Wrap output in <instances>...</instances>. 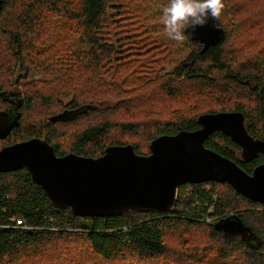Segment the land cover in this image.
<instances>
[{"label": "trees", "instance_id": "1", "mask_svg": "<svg viewBox=\"0 0 264 264\" xmlns=\"http://www.w3.org/2000/svg\"><path fill=\"white\" fill-rule=\"evenodd\" d=\"M221 2L223 7L215 22L227 34L202 54V44L187 39L192 51L186 65L153 82L157 84L153 89H162L171 97L179 86H199L214 97V91L240 87L243 91L236 92L239 100L217 111L154 117L152 112L163 94L149 96L146 91L150 82L133 78L138 74L133 73L134 64H120L122 44L105 39L112 17L108 13H118L121 0H0V79L5 78L6 69L11 74L17 67L26 74L30 66L39 64L51 74L48 80L43 77L23 85V92L0 82V95L12 94L6 100L0 96V113L19 114L18 127L0 140V148L37 138L49 144L57 157L75 154L98 158L107 147L126 145L138 155H148L152 140L193 132L199 128L200 115L217 113L243 114L248 134L264 141V0ZM258 5L262 6L260 10ZM246 6L249 13L240 24L239 12ZM247 32L257 34L261 49L232 58L233 49L226 46L229 34L237 39L238 33ZM53 33L56 40L47 42L55 39L50 37ZM66 43L73 47L69 60L64 54L68 51L56 47ZM46 44L51 46L49 51L36 52ZM113 64L117 65L108 74L104 66ZM126 71L130 74H123ZM105 76H111L113 84H106ZM61 97L69 101L63 105ZM1 106L7 107L3 110ZM58 111L70 113L69 118L48 123L49 118L59 115L53 116ZM204 146L247 174L264 165V154L248 163L241 161L239 147L221 133L210 136ZM231 216L246 228L243 237L227 236L214 229L215 222ZM207 229L208 237L219 244L215 254L221 261L234 254L242 261L264 263V205L225 183L179 187L170 213L129 212L114 218H81L68 209L53 208L25 169L0 174V264H125L129 258L141 262L166 256L167 239ZM62 246L70 247L61 253Z\"/></svg>", "mask_w": 264, "mask_h": 264}, {"label": "water", "instance_id": "2", "mask_svg": "<svg viewBox=\"0 0 264 264\" xmlns=\"http://www.w3.org/2000/svg\"><path fill=\"white\" fill-rule=\"evenodd\" d=\"M200 53L218 44L222 31L214 25L197 27ZM194 39V38H193ZM11 93H1L4 100ZM6 97V98H5ZM70 113L49 118L48 123L66 121ZM199 128L160 136L149 144L148 155H138L131 145L110 146L98 158L75 154L57 157L41 139H30L0 148V174L25 169L57 210L68 209L74 217L114 218L129 212L170 213L179 187L208 182L225 183L245 198L264 205V165L251 174L204 144L214 133L228 137L248 163L264 154V141L253 139L241 113L200 115ZM19 125V114L0 113V140ZM214 229L227 236H244L247 230L235 217H227Z\"/></svg>", "mask_w": 264, "mask_h": 264}, {"label": "rangeland", "instance_id": "3", "mask_svg": "<svg viewBox=\"0 0 264 264\" xmlns=\"http://www.w3.org/2000/svg\"><path fill=\"white\" fill-rule=\"evenodd\" d=\"M167 3L168 0H121V3H119L121 9L118 13L113 14L112 10L108 13L109 17H112L109 19L111 21L108 25L107 35H105L106 40L115 44L118 42V45L122 44V46H119L122 55L120 64L130 62L134 64L133 73L138 74L133 76V78L136 81H140L138 79H147L150 82L146 93L149 96L163 94L162 98H159L157 101L156 108L153 110L152 114L156 117L157 115L170 113V116L179 117L181 114H184L185 111L190 112L191 115H195L207 111H217L223 106L233 105L239 100V95L236 92L243 91L240 87H235L234 91L232 87H227V89L222 88L223 92H219V90L214 91V97L211 96L213 95L211 93H204L203 91L205 90H199V86L192 88L185 85L179 86V90L176 91L175 94L173 93L171 97L165 94V91L162 89H153V84L157 85L153 82L156 80L160 81L165 75L173 72L177 66L186 65V57L192 51V47L187 39L194 38V40H196V32L198 31L197 27L194 32L190 27L185 30V34L191 33V35L184 41L177 42L170 40L160 21L162 9ZM257 7L259 10L262 8V6L259 5ZM247 10L248 6L240 10V15L238 16H241L239 20L240 24H243V19H245L246 14L249 13ZM113 12L116 11L114 10ZM231 23L234 24V20ZM209 24L214 25L215 28L222 31L219 36L221 38L228 32L222 26H217L215 18L209 20L208 25ZM239 32L241 31L239 30ZM238 34L240 35L237 39L231 37L230 34L229 39H227L226 46L233 49L230 52L232 58L237 57V54L242 56L247 53L254 54L255 49L260 48L261 45L258 44L259 38L256 33L247 32ZM55 35L56 33H53L50 37H55ZM55 40L56 37L52 40L47 39V42L53 43ZM72 44H74V42H72ZM72 44L69 43L67 45L66 43L62 44V46L56 44L57 50L63 49L68 51L64 53L68 60L72 55ZM50 47L46 44L38 47L36 52L42 53V51H49L47 49ZM158 53H161L159 57L156 56ZM104 65H108V62H105ZM116 65L117 64L104 66V70L108 71L109 74L112 72V67ZM42 69L43 67H41L40 64L38 67L33 65L30 66L26 74L23 73V71H19L17 67L11 74H9L10 69H6L7 74L4 79H0V82H7L11 90L23 92V85L30 84L34 81H41L43 77H46L43 78L45 80L51 78L50 71L48 72ZM123 74L130 73L126 71ZM104 82L106 84H113L111 76H105ZM226 92H229L231 95L226 94ZM246 92L247 91L244 93ZM59 100L64 105L69 101V98L61 97ZM6 107L7 106H1L3 110ZM60 113L61 112L58 111L56 114H53V116ZM60 129L64 130V127ZM64 145H66V143H64ZM206 223H213V221L207 220ZM216 223L217 222L214 224ZM209 231V229L202 232L190 230L188 234L179 238L174 237L167 239L169 252L166 256L152 260H143L141 262L136 258H129L124 262L125 264H264L251 263V261L246 262V260L242 261L238 255L234 254L229 257L228 260L221 261L215 254L219 244L208 237ZM68 247H60L61 253H66ZM98 264L105 263L101 261V263Z\"/></svg>", "mask_w": 264, "mask_h": 264}, {"label": "clouds", "instance_id": "4", "mask_svg": "<svg viewBox=\"0 0 264 264\" xmlns=\"http://www.w3.org/2000/svg\"><path fill=\"white\" fill-rule=\"evenodd\" d=\"M221 0H168L163 7L160 21L170 40L181 42L191 33L185 30L206 27L209 20L218 17L222 10Z\"/></svg>", "mask_w": 264, "mask_h": 264}, {"label": "flooded vegetation", "instance_id": "5", "mask_svg": "<svg viewBox=\"0 0 264 264\" xmlns=\"http://www.w3.org/2000/svg\"><path fill=\"white\" fill-rule=\"evenodd\" d=\"M12 101V100H11Z\"/></svg>", "mask_w": 264, "mask_h": 264}]
</instances>
